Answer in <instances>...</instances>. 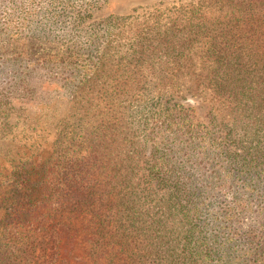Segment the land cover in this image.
Masks as SVG:
<instances>
[{
	"label": "trees",
	"instance_id": "trees-1",
	"mask_svg": "<svg viewBox=\"0 0 264 264\" xmlns=\"http://www.w3.org/2000/svg\"><path fill=\"white\" fill-rule=\"evenodd\" d=\"M109 1L0 0V133L43 84L72 88L80 114L49 154L12 165L0 264L37 237L51 262L85 264L82 236L94 264H264V0H203L127 33L97 19ZM195 49L204 105L178 95ZM111 51L133 80L92 111L81 87Z\"/></svg>",
	"mask_w": 264,
	"mask_h": 264
},
{
	"label": "rangeland",
	"instance_id": "rangeland-1",
	"mask_svg": "<svg viewBox=\"0 0 264 264\" xmlns=\"http://www.w3.org/2000/svg\"><path fill=\"white\" fill-rule=\"evenodd\" d=\"M203 0H110L106 7L97 13V19H107L108 16L114 15L115 17L124 18L123 21L126 25L122 26L120 30L136 31L144 28L146 25H154L156 21L161 24L170 22L171 18L178 19L179 14L190 10L192 7L201 6ZM208 5V3L206 4ZM205 6L204 8H208ZM215 10L216 6L209 5ZM116 25V24H115ZM166 25V24H165ZM164 25V27H165ZM115 32L107 33L110 37H114ZM123 35V33H121ZM115 50V49H112ZM107 57L103 60V70L101 76L89 78L83 83L81 88L83 92L79 98H82L80 105L91 104L90 108L94 111L93 105L100 107L102 103L99 89L104 86H112L115 81L123 83L119 87H124L132 83L133 76L131 73H125V68H132L129 60L119 59L124 54L106 52ZM198 51H192L190 57L191 62H186V67L183 76L179 78L181 89L178 95L182 98H188V103L195 101L196 103L204 105L210 99L209 92L202 89L203 81L201 80L202 71L198 60ZM109 71L111 72L109 75ZM39 76V75H38ZM129 77V78H128ZM131 77V78H130ZM43 79V78H42ZM42 79L35 81L36 88L42 83ZM132 79V80H130ZM126 82V83H125ZM42 88L34 91L29 96V102L15 101V109L13 110L10 118L7 120V130L0 133V201L6 195L7 185L5 184L6 177L11 171L13 164H16L26 159L27 161L35 160L38 155L46 156L52 150V144L56 139L57 134L63 128V125L68 122L71 125L80 116L79 112L75 110L74 104L76 98L74 91L68 86H59L58 84H43ZM42 93L39 95V93ZM133 91H127L124 97L126 101L133 100L131 97ZM146 97V96H145ZM149 98V97H148ZM181 98V99H182ZM147 99V97H146ZM207 99V100H206ZM75 102V103H74ZM98 109V108H97ZM142 157L145 150L141 152ZM143 159V158H142ZM142 162V161H141ZM4 210L0 209V246L2 236V220ZM87 220L83 221L86 225ZM251 220L247 219L245 223ZM81 222L76 219L74 228L78 229V236L83 233ZM115 223L113 224V227ZM114 229V228H113ZM30 233V232H29ZM32 237L37 236V233H30ZM83 237V236H82ZM78 241L77 247L74 249V254L84 260L85 264H94L92 260L86 255L88 245L83 243V238ZM40 237L34 241H29L24 244H19L18 247L11 245L10 254L12 260L11 264H65L56 261H50L52 250L45 249L44 245L40 242ZM7 250L5 246L2 248ZM7 250V252H8ZM7 253V254H9ZM77 261H72L71 264H78ZM80 264V263H79ZM97 264H103L98 260Z\"/></svg>",
	"mask_w": 264,
	"mask_h": 264
}]
</instances>
